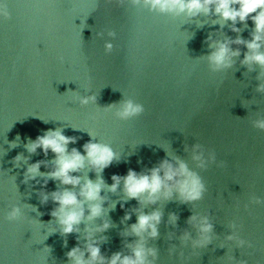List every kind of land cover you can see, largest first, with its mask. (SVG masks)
<instances>
[{"label": "water", "instance_id": "water-1", "mask_svg": "<svg viewBox=\"0 0 264 264\" xmlns=\"http://www.w3.org/2000/svg\"><path fill=\"white\" fill-rule=\"evenodd\" d=\"M4 5L9 18L0 15V264H72L67 254L78 248L88 260L89 244L99 247L105 264L116 253L131 256L140 242L131 225L154 211L161 221L158 238L144 236L146 249L156 252L155 259L147 257L149 264H264V131L254 126L264 120V91L257 90L264 68L242 64L251 53L235 43L238 37L252 40L251 17L246 24L237 21L235 32L231 21L213 13L161 12L144 0H0ZM221 43L240 55L232 57L231 67L216 70L209 55ZM129 101L144 111L122 119ZM57 130L75 140L69 153L86 156L84 145L99 143L115 154L102 173L87 159L72 173L81 183L103 181L97 201L103 212L88 220L86 204L78 231L67 236L52 216L58 205L51 193L63 190L47 175L55 155L26 147ZM194 149L203 154L204 167L193 160ZM164 160L174 166L180 160L199 176L201 199L182 203L174 194L145 204L128 199L123 181L110 190L113 176L150 174ZM37 162L41 175L32 179L27 169ZM191 217L196 219L190 223ZM205 218L213 226L211 243L194 248L196 225Z\"/></svg>", "mask_w": 264, "mask_h": 264}, {"label": "clouds", "instance_id": "clouds-1", "mask_svg": "<svg viewBox=\"0 0 264 264\" xmlns=\"http://www.w3.org/2000/svg\"><path fill=\"white\" fill-rule=\"evenodd\" d=\"M138 3L139 0H136ZM146 5L152 8H159L161 12H178L187 13L191 16L199 15L200 13H213L218 15L224 21H231L234 25L233 31L239 32L235 27L237 21L241 24H246L249 17L255 25V29L250 42H244L239 37L235 41L237 44H245L251 55L245 53L242 64H257L264 68V52H260L261 41L264 40V0H144ZM214 9V12H213ZM0 15L6 19L9 18L7 6H0ZM112 45H106V50L111 52ZM211 47V46H210ZM239 50L232 52L227 43L218 44L214 51L209 55V61L214 66V69L231 67L232 57L239 56ZM264 91V85L257 89ZM143 106L134 104L131 101L123 105L122 111L119 113L122 119H128L142 114ZM257 129L264 131V120L257 121L254 125ZM70 143H75L73 138L64 136L61 131H48L42 136H38L35 141H30L26 145L27 150L35 154L36 149L40 148L44 155L47 156L51 151L55 155V168L49 172L48 178L58 180L63 186L62 191L51 193L52 202L58 207L53 210L52 216L62 226V234L67 236L74 231H78V226L83 222L85 217V205L87 204L88 220L99 217L102 212V206L97 203L101 199L100 192L102 191L103 181L98 180L93 182L85 180L81 183L78 176L72 173L80 171L85 165V159L97 171L102 173L112 161L115 159L113 151L99 143H87L84 145L86 156H82L76 149L71 153L68 152L67 146ZM199 148V145L196 146ZM203 154H196L194 149L193 160L198 161L199 167L205 166V161L202 158ZM20 157H16L18 161ZM215 154L210 155V160L215 162ZM222 166V165H221ZM41 162L31 165L27 169V175L35 179L40 173ZM113 184L110 187L111 191H115L121 181L124 184V192L128 199H135L145 204H155L161 197L170 200L175 194L179 197L182 203H191L202 198L205 191V186L201 182L199 176L190 171L188 166L180 161H176V166L167 160L161 162L160 166L150 170V174H137L129 170L127 176H113ZM79 188V191L70 189ZM48 195L43 196V201L46 203ZM257 204L262 203L257 200ZM19 210H13L11 218L18 215ZM130 216H125L124 219H130ZM175 216H171L170 220L175 223ZM195 217H191L189 222L195 221ZM161 221V213L154 211L151 214H143L137 216L136 223L131 225V233L140 237V242L132 248L131 256H122L120 253L114 254L107 264H149L147 257L151 255L156 258V252L153 249H146L144 244L145 234L156 239L159 236L158 225ZM109 225L104 224L102 230H106ZM200 238L193 241L194 248L207 247L211 243V238L208 235L213 231V226L208 223L207 219H202L196 225ZM187 241L188 234L182 238ZM229 240L237 239L235 236H229ZM245 241L239 240L238 247H243ZM250 246V245H249ZM89 259H84V253L78 248L73 249L67 255L72 264H105V260L100 256L99 247L89 244L87 247Z\"/></svg>", "mask_w": 264, "mask_h": 264}]
</instances>
